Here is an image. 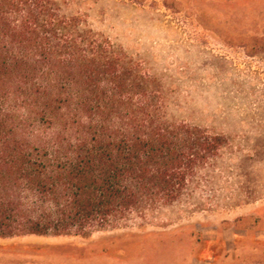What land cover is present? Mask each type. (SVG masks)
I'll return each mask as SVG.
<instances>
[{
  "label": "trees",
  "instance_id": "16d2710c",
  "mask_svg": "<svg viewBox=\"0 0 264 264\" xmlns=\"http://www.w3.org/2000/svg\"><path fill=\"white\" fill-rule=\"evenodd\" d=\"M69 1L0 0V238L144 222L210 192L232 145L169 119L160 80L67 15Z\"/></svg>",
  "mask_w": 264,
  "mask_h": 264
},
{
  "label": "rangeland",
  "instance_id": "374dc122",
  "mask_svg": "<svg viewBox=\"0 0 264 264\" xmlns=\"http://www.w3.org/2000/svg\"><path fill=\"white\" fill-rule=\"evenodd\" d=\"M64 11L160 80L169 119L232 145L210 192L88 236L0 238V264H210L213 245L216 264L264 260V0H70Z\"/></svg>",
  "mask_w": 264,
  "mask_h": 264
}]
</instances>
